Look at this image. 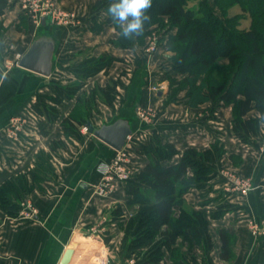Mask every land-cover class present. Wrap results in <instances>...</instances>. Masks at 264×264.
<instances>
[{
  "label": "crops",
  "instance_id": "1",
  "mask_svg": "<svg viewBox=\"0 0 264 264\" xmlns=\"http://www.w3.org/2000/svg\"><path fill=\"white\" fill-rule=\"evenodd\" d=\"M7 1V8L0 15V187L34 170L37 160L42 157L50 164L51 175L41 187L35 186L32 192L23 196L38 211L34 220H19L0 207V264H99L105 258L109 264H128L130 255L122 245L123 231L113 215L121 208L125 216H129L126 186L119 184L107 198L94 193V186L101 180L100 165L110 161L116 151L90 133L81 137L66 136L61 122L73 112L78 96L58 106L59 119L54 122L35 113L32 106L52 95L57 86L73 84L75 65L84 60L85 55L119 58L122 61L115 63L113 69L118 67L125 72L122 85L114 93L113 105L98 100V113L91 119L96 127L112 122L123 113L159 108L160 98L166 93L154 90L155 82H165L169 86V75L181 76L172 71L168 52L161 51V57L144 53L139 44L132 49L113 45L112 41L119 33L113 25L106 23V5L97 7V0H54L59 9L75 14L77 26L51 24L50 32L56 40V66L52 76L44 77L25 70L19 66V61L31 47L41 25L25 13L22 0ZM207 1L215 5V0ZM93 26H100L99 31H93ZM75 57L76 64L63 62ZM103 79L102 75L89 79L80 94L110 82ZM184 96L185 92L178 96L180 101L186 100ZM172 107L175 110L178 106L172 104ZM165 108L160 118L168 114L169 106ZM195 111L201 119L192 117ZM231 111V107L223 103L208 102L192 109L180 122L173 118L168 126L159 125L160 120L151 125L141 121L125 149H130L132 140L134 153L129 151L137 173L147 162L136 149L153 139L171 142L178 153L189 148L203 151L215 144L224 146L227 165L212 164L215 179L211 181V187L215 193L227 191L225 199L233 208L221 219L210 220L214 249L210 252L205 246L208 258L197 259L203 260L204 264H226L220 258L222 243L218 234L219 230L226 229L236 239L233 264H264V234L255 237L250 226L264 220V151L261 149L264 147V125L251 144L245 145L233 132ZM13 117H23L28 122L18 142L6 135ZM60 140L65 146L53 149V142ZM232 155L244 159L241 169H232ZM180 157L178 155L175 161ZM221 166L235 175L224 177L219 169ZM238 176L251 178L255 189L246 194L237 191L235 179ZM30 184H34L32 179ZM202 193L193 188L185 195L186 201L198 207L202 204ZM201 208L209 218L214 205ZM160 264L173 263L166 255Z\"/></svg>",
  "mask_w": 264,
  "mask_h": 264
},
{
  "label": "trees",
  "instance_id": "2",
  "mask_svg": "<svg viewBox=\"0 0 264 264\" xmlns=\"http://www.w3.org/2000/svg\"><path fill=\"white\" fill-rule=\"evenodd\" d=\"M116 2L97 1V7L106 4V23L119 33L112 44L121 49H131L136 44L145 46L149 36L159 33L173 63L172 71L181 76L168 77L170 87L175 89L173 101L179 99L176 89H185L184 99L193 108L208 102L232 106L236 137L248 144L260 134L264 124V0H215V5L207 0H152L146 13L150 20L145 22L142 34L130 38L123 36L121 25L108 13L109 6ZM8 4L7 0H0V15ZM234 4H240L249 13V27L240 26V17L226 16ZM99 28L92 29L99 31ZM74 59L63 62L73 64ZM121 61L111 55L85 58L75 65L73 84L57 86L52 95L43 97L32 109L54 122L59 119L58 106L78 96L73 112L62 120L61 127L66 136L81 137L80 129L92 124L91 119L98 113V100L113 105L121 78L103 87L97 85L89 93L80 94L81 91L89 79L100 74L108 76L115 63ZM126 114L129 113L120 116ZM64 146L60 140L53 142L52 148ZM137 153L146 156L148 162L125 184L129 196L127 208L132 214L126 217L121 208L113 212L123 231L122 245L126 252L143 259L141 264H160L166 255L173 264H204L194 250L204 244L208 250L214 247L210 220L221 219L232 205L225 202L216 206L208 218L201 207L188 206L185 195L193 188H206L214 176L212 163L223 155V148L215 145L203 152L190 148L175 161L179 153L174 144L158 138L140 146ZM50 170V164L42 157L34 170L4 183L0 187L1 209L17 216L23 196L35 186L41 187ZM218 234L222 243L220 258L232 262L235 236L226 229Z\"/></svg>",
  "mask_w": 264,
  "mask_h": 264
},
{
  "label": "rangeland",
  "instance_id": "3",
  "mask_svg": "<svg viewBox=\"0 0 264 264\" xmlns=\"http://www.w3.org/2000/svg\"><path fill=\"white\" fill-rule=\"evenodd\" d=\"M98 1V0H97ZM53 3L55 4V9L56 10H58V12H65V13H70L71 15H73V16H75V14L74 13H71V12H66V11H62L61 9H59L58 8V6H57V4H56V2L53 0ZM103 5H106V4H103ZM102 6V5H101ZM101 6H99V7H101ZM219 12V11H218ZM226 16L228 17V18H231V17H235V18H237V17H240V19H239V21L241 22V24H240V26L241 27H249L251 24V19H250V17H249V13L248 12H246V10L245 9H243V7L240 5V4H234L232 7H230L228 10H227V12H226ZM75 18V24H67V26H77V18H76V16L74 17ZM62 25H65V24H62ZM66 26V25H65ZM151 45H154L155 46V50L154 51H149V48L150 47H152ZM141 46V45H140ZM143 47V50H144V53H147V54H153V53H155V55L156 54H158L159 56H161L162 57V55H161V51L162 52H167L166 51V49H165V47H164V42L162 41V39H161V36H160V34L158 33H153L151 36H149L147 39H146V43H145V46H142ZM132 49V48H131ZM163 54V53H162ZM145 55V54H144ZM170 56V55H169ZM85 58H87V57H89V56H87V55H85L84 56ZM83 57V58H84ZM170 62H172L170 59H168ZM222 64H227L228 62L227 61H222L221 62ZM75 64H76V62H75ZM121 68V67H120ZM112 69H113V67H112ZM110 70V72H109V75L108 76H106V75H104V74H100V75H98V76H100L101 77V75H102V79L103 80H110V81H112V80H117V79H119V77L121 78V80L124 78V75H122V74H125V72L123 73L121 70L122 69H118V67H116L115 69H113V70ZM155 72H157V70H155ZM97 76V77H98ZM115 76H117V78L116 79H112L111 80V78L112 77H115ZM106 77V78H105ZM96 78V77H95ZM156 81H157V79H156ZM122 82V81H121ZM109 83V82H108ZM168 83V82H167ZM97 86V85H96ZM121 86V85H120ZM119 86V87H120ZM87 87V86H86ZM85 87V88H86ZM118 87V88H119ZM154 87V86H153ZM84 88V89H85ZM171 89V90H170ZM154 90H161V91H164V93H166L165 94V96L164 97H162V98H160L161 99V101H162V103H161V105L159 106V108L157 107H150V109L148 108V109H146V108H144L143 109V112L145 113V117H147V118H149L150 120V122H147V123H145V124H147V125H151L152 124V122L154 123L155 122V124H157L158 122H159V120H160V123H158L159 125H163V126H168L170 123H169V121H173L174 119L173 118H175L177 121H179L180 122V120H183V118H185V116L187 115V114H189V113H191V110L192 109H194L192 106H190L189 105V103H188V101L187 100H183V101H180V99H178V101H173L172 100V92H173V90H175V89H172L171 87H170V85L168 86H166L165 85V82H162V83H158V82H155V88H154ZM176 90H178V95H180V94H184V92H186L185 91V89H176ZM83 91V90H82ZM86 91H84L83 93H85ZM155 93H156V91H155ZM172 104H175V105H177L178 107H176L177 109H175L174 110V107H172ZM167 106H169V112H168V114L166 113V115L164 116V117H162V115H161V118H160V114H161V112L162 111H164L163 109H166L165 107H167ZM227 107H231V110H232V106H227ZM97 108H98V104H97ZM165 112V111H164ZM194 115H192V117H194L195 119H199L200 118V115L198 114V112H194L193 113ZM254 114V113H253ZM96 115V114H95ZM95 115L93 116V117H95ZM199 117V118H198ZM231 117H232V119H233V114H232V111H231ZM201 119V118H200ZM163 120V121H162ZM13 121H14V123L17 125V126H19L20 128H22V131H21V133H20V136H19V139H18V141H20V139H21V136H22V134L24 133V131H25V129L27 128V126H28V122H27V120L25 119V118H23V117H13ZM264 124H262L261 125V128H262V126H263ZM232 126H233V123H232ZM9 127V126H8ZM261 128H260V130H261ZM80 134H81V136H83V135H87V134H89V133H83V127L80 129ZM7 135V134H6ZM153 140H155V139H153ZM153 140H151V141H153ZM17 141V142H18ZM147 141V140H146ZM150 141V142H151ZM253 140H251V142H252ZM131 143V146H130V149H128V151H127V153H128V160H127V168H129L131 171H133L134 173H135V169H134V166H133V160H132V157H131V155H130V151L132 150L133 151V153H134V149L135 148H133V144H132V140L130 141ZM150 142H148V143H145V145H148ZM251 142L250 143H248V144H251ZM247 144V145H248ZM215 145H218V146H220L219 144H215ZM215 145H213L212 147H214ZM246 145V144H245ZM221 148H223L224 146H220ZM139 148H140V146H139ZM138 148V149H139ZM138 149H136V151L138 150ZM190 149V148H189ZM263 151H264V147L263 148H261ZM130 150V151H129ZM187 150V149H186ZM208 150V149H207ZM131 151V152H132ZM198 152H203V151H206V150H203V151H199V150H197ZM184 152V151H183ZM183 152L181 153H179V155H182L183 154ZM226 150L223 148V155H221V157L220 158H218L216 161H214L212 164H215V163H218V164H222V166H226L227 165V163L224 161V159H225V157H224V155H226ZM145 158H146V162H148V158L146 157V156H144ZM113 158V157H112ZM230 160H231V162L233 163V165L234 166H232V169H235V170H239V169H241L242 168V166H243V163H244V159L242 158V157H239V156H233V157H231L230 156ZM230 164V163H229ZM220 167L219 169L221 170L220 172H222V175L224 176V177H229V176H234L235 174L234 173H232L231 171H228V170H226L224 167ZM224 168V169H223ZM51 171V170H50ZM50 171L47 173V177H49V175H51V173H50ZM219 172V173H220ZM225 172V173H224ZM236 172V171H235ZM224 173V174H223ZM214 176H215V173H214ZM213 176V178L208 182V184L206 185V188L205 189H203V190H200V191H202L203 193L201 194V200H202V204H200L198 207L197 206H195V205H190L188 202H187V205L188 206H194V207H196V208H200V207H204V205H211V204H213L214 205V208L216 207V206H218V205H220V204H223V203H225V202H228L226 199H225V195H226V193L228 194V192L227 191H224V192H222V194H219V193H215V191L213 190V187H211V181L213 180V179H215V177ZM100 182V181H99ZM99 182H97V184H99ZM248 182H250V184L248 183ZM96 184V185H97ZM248 185H250V186H248ZM235 189L237 190V191H240L241 193H244V194H246V193H250V192H252L254 189H255V184H254V182H253V180L251 179V178H248V177H245V176H238L236 179H235ZM226 192V193H225ZM94 193H95V189H94ZM95 195H97L96 193H95ZM97 196H99V195H97ZM101 197V196H100ZM229 203V202H228ZM202 205V206H201ZM189 208V207H188ZM232 208H233V206H232ZM231 208V209H232ZM230 209V210H231ZM230 210H228V211H230ZM227 211V212H228ZM226 212V213H227ZM225 213V214H226ZM131 211L129 210V216H131ZM128 216V217H129ZM16 217H19L18 215L16 216ZM224 217V216H223ZM19 220H22L21 218H18ZM252 225V226H251ZM250 226L252 227V232H253V226H256V228H257V230L259 231V234L257 233V234H254V236L255 237H260V236H262L261 234H264V220H262V222L259 224V223H252V224H250ZM205 246H207L206 244H204V246H202V247H196L195 248V250H194V252H196V257L197 258H208L207 256H206V252L204 251V247ZM208 249V248H207ZM213 249H214V247L211 249V250H208V251H210V252H212L213 251ZM234 249H235V246H234ZM206 250V249H205ZM142 260L143 259H141V258H138V257H136V256H134V255H130L129 256V263L128 264H141V262H142ZM204 263V261L203 260H201L200 261V263ZM111 264H113V262L111 263ZM226 264H233L232 262H226Z\"/></svg>",
  "mask_w": 264,
  "mask_h": 264
},
{
  "label": "built area",
  "instance_id": "4",
  "mask_svg": "<svg viewBox=\"0 0 264 264\" xmlns=\"http://www.w3.org/2000/svg\"><path fill=\"white\" fill-rule=\"evenodd\" d=\"M22 7L25 13L40 25L42 19L45 17L50 18L52 23L65 25L75 24V16L70 13L58 12V10L55 9L53 0H22ZM151 46L149 51H154L155 46ZM137 115L141 121L150 122V119L144 116L145 113L143 110L138 109ZM21 131L22 128L17 126L12 119L9 127L6 129V134L10 140L18 141ZM83 133H89L88 127H83ZM128 157V153L125 149L122 152H116L115 156L110 161L100 165L101 180L99 184L94 186L97 195L107 198L116 191L119 184H126L134 177L136 173L126 166ZM248 183L250 184V182ZM21 208V211L18 213V218L22 220H34L38 215L37 209L34 208L29 200H23L21 202ZM253 233L259 234L256 226H253ZM99 264H109V261L105 258Z\"/></svg>",
  "mask_w": 264,
  "mask_h": 264
},
{
  "label": "water",
  "instance_id": "5",
  "mask_svg": "<svg viewBox=\"0 0 264 264\" xmlns=\"http://www.w3.org/2000/svg\"><path fill=\"white\" fill-rule=\"evenodd\" d=\"M52 21L50 18H43L41 27L34 42L27 53L20 59L19 66L25 70L42 75L52 76L55 66L56 40L50 32ZM159 95H162L161 93ZM137 111V110H136ZM141 123L137 112L118 116L110 123L100 127L93 124L88 126L89 133L99 139L116 152H122L128 145V140L136 133Z\"/></svg>",
  "mask_w": 264,
  "mask_h": 264
},
{
  "label": "clouds",
  "instance_id": "6",
  "mask_svg": "<svg viewBox=\"0 0 264 264\" xmlns=\"http://www.w3.org/2000/svg\"><path fill=\"white\" fill-rule=\"evenodd\" d=\"M152 6V0H118L108 8L112 19L119 23L122 34L130 38L133 34H142V29L150 17L146 14Z\"/></svg>",
  "mask_w": 264,
  "mask_h": 264
}]
</instances>
